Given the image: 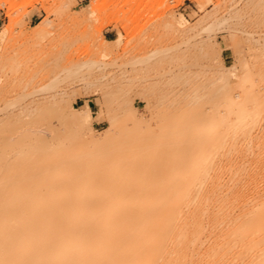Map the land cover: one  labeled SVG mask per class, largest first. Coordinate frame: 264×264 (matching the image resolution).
I'll return each mask as SVG.
<instances>
[{
	"label": "bare ground",
	"instance_id": "bare-ground-1",
	"mask_svg": "<svg viewBox=\"0 0 264 264\" xmlns=\"http://www.w3.org/2000/svg\"><path fill=\"white\" fill-rule=\"evenodd\" d=\"M245 68L202 101L199 82L174 88L147 149L97 148L114 120L77 149L20 137L0 163V264H264V55Z\"/></svg>",
	"mask_w": 264,
	"mask_h": 264
},
{
	"label": "rangeland",
	"instance_id": "rangeland-1",
	"mask_svg": "<svg viewBox=\"0 0 264 264\" xmlns=\"http://www.w3.org/2000/svg\"><path fill=\"white\" fill-rule=\"evenodd\" d=\"M254 55L264 0H0V163L20 137L77 149L111 120L97 148L142 149L158 118L175 119L174 88L199 82L202 101L208 80L241 77Z\"/></svg>",
	"mask_w": 264,
	"mask_h": 264
}]
</instances>
